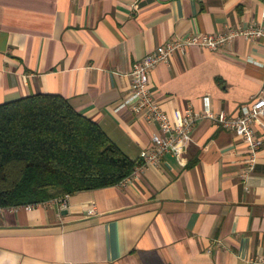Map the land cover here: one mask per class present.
<instances>
[{"label": "crops", "instance_id": "obj_1", "mask_svg": "<svg viewBox=\"0 0 264 264\" xmlns=\"http://www.w3.org/2000/svg\"><path fill=\"white\" fill-rule=\"evenodd\" d=\"M264 0H0V104L59 95L134 162L157 131L114 112L130 72L157 47L194 32L245 28ZM162 110L229 116L264 87V38L220 51L190 46L150 73ZM264 142V116L254 125ZM181 158L124 185L32 210L0 207V264H252L264 257V143L254 168L233 131L197 123ZM96 206L97 213L88 210Z\"/></svg>", "mask_w": 264, "mask_h": 264}, {"label": "trees", "instance_id": "obj_2", "mask_svg": "<svg viewBox=\"0 0 264 264\" xmlns=\"http://www.w3.org/2000/svg\"><path fill=\"white\" fill-rule=\"evenodd\" d=\"M139 162L59 95L0 104V207L119 185Z\"/></svg>", "mask_w": 264, "mask_h": 264}, {"label": "built area", "instance_id": "obj_3", "mask_svg": "<svg viewBox=\"0 0 264 264\" xmlns=\"http://www.w3.org/2000/svg\"><path fill=\"white\" fill-rule=\"evenodd\" d=\"M235 38H244L254 41L264 38V12L258 23H253L245 28H236L228 32L213 34L194 32L156 48L146 55L141 61L134 63L130 72V84L128 92L122 102L114 109V112L128 111L137 116L148 125L157 127V131L151 136V145L140 154V162L135 171L120 184L124 185L137 177L139 171L146 168H159L167 155L181 158L184 152L193 143L192 133L198 122L210 120L223 128L233 131L246 146L247 154L245 163L248 171L254 168L258 153L263 145V139L256 136L254 125L259 118L264 116V87L252 97L251 102L241 109L236 116H229L223 111L215 112L205 109L194 112L186 109L183 112L173 110L171 114L161 109L155 101L153 92L149 87L150 73L160 63H166L176 51L185 53L190 46H199L210 51H220L228 46ZM70 195L66 194L56 199L63 209L68 208ZM38 204L23 205L26 210H32ZM16 206L14 208H17ZM97 213L93 205L87 212L89 216ZM252 264H264V257H256Z\"/></svg>", "mask_w": 264, "mask_h": 264}]
</instances>
